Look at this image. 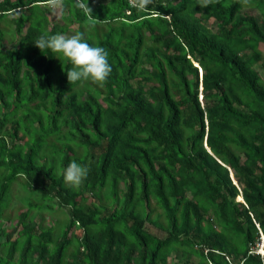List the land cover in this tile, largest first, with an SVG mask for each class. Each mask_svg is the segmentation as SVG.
Masks as SVG:
<instances>
[{
    "label": "trees",
    "instance_id": "16d2710c",
    "mask_svg": "<svg viewBox=\"0 0 264 264\" xmlns=\"http://www.w3.org/2000/svg\"><path fill=\"white\" fill-rule=\"evenodd\" d=\"M45 31L105 47L109 77L71 83ZM262 45L264 0H0V264H264Z\"/></svg>",
    "mask_w": 264,
    "mask_h": 264
},
{
    "label": "clouds",
    "instance_id": "9594fccd",
    "mask_svg": "<svg viewBox=\"0 0 264 264\" xmlns=\"http://www.w3.org/2000/svg\"><path fill=\"white\" fill-rule=\"evenodd\" d=\"M34 43L41 50L49 49L53 54L70 62L67 76L71 83L92 80L105 81L112 72L108 50L90 43L80 32L68 34L47 31L40 34ZM64 180L78 186L87 176L88 168L77 160H71L64 169Z\"/></svg>",
    "mask_w": 264,
    "mask_h": 264
},
{
    "label": "rangeland",
    "instance_id": "374dc122",
    "mask_svg": "<svg viewBox=\"0 0 264 264\" xmlns=\"http://www.w3.org/2000/svg\"><path fill=\"white\" fill-rule=\"evenodd\" d=\"M53 6V7H52ZM51 8L55 10V12L53 14H51L52 17H54L56 19L57 22H62L61 20V16H62V13L60 11V8L61 6L59 5V3H53L51 5ZM250 10V9H249ZM252 12H254V10H250ZM8 28H13V25L12 24H9V23H6L5 24ZM210 25H215V23H211ZM261 50L263 51L264 53V46L262 45V48ZM257 70L259 71L260 75L262 76L263 80H264V67L262 66H258L257 67ZM203 103H205V99L203 98L202 100ZM7 141L9 144H11V139L10 138H7ZM70 183V182H68ZM13 196H14V199H13V202H12V205L10 206L9 210H8V213L11 214V217L12 218H15L17 216V214H19L20 210L22 208L26 209L27 208V201L28 199H30V194L28 192H26L23 188V186L20 184V183H16L14 184L13 186ZM34 199V197H32ZM55 204H58V202H55ZM35 212L34 213V216L37 220L41 218V215L43 217H45V219L48 221V225L50 223H53V222H59L61 224H64L66 223L70 216H71V210L70 208H67V207H63V209H59V210H54V211H46V212ZM7 215V214H6ZM5 224H6V227L8 228V231H12V225H13V221L10 222L9 220L5 221ZM149 228L151 229V231L155 234H160V236H164L165 234L162 233L161 231H159L155 226H152L150 225ZM76 234L78 233L79 235L82 234V231L81 230H75ZM6 239L5 237L3 236H0V242H4ZM190 261L192 264H198L199 261H200V258L198 256H191L190 257ZM180 263V260L177 259L175 256H171L170 259H169V264H179Z\"/></svg>",
    "mask_w": 264,
    "mask_h": 264
},
{
    "label": "built area",
    "instance_id": "2783aa9c",
    "mask_svg": "<svg viewBox=\"0 0 264 264\" xmlns=\"http://www.w3.org/2000/svg\"><path fill=\"white\" fill-rule=\"evenodd\" d=\"M257 226L259 227V224H257ZM249 254L259 255L264 262V234L262 232H261V236L255 242V244H253ZM227 259L231 262V260L228 257Z\"/></svg>",
    "mask_w": 264,
    "mask_h": 264
}]
</instances>
